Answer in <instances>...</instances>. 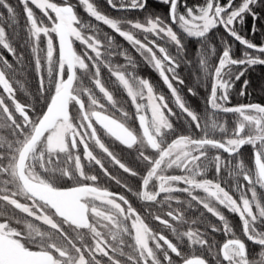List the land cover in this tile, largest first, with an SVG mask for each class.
<instances>
[{"label":"snow or ice","instance_id":"6c2138e0","mask_svg":"<svg viewBox=\"0 0 264 264\" xmlns=\"http://www.w3.org/2000/svg\"><path fill=\"white\" fill-rule=\"evenodd\" d=\"M19 3L25 17L21 47H27L30 62L8 36L19 24L16 10L0 0L8 14L0 12V48L8 54L0 52V264H264V104L231 105L236 82L248 69L264 66V43L257 45L238 27L247 16L259 18L255 7L264 0H203L193 6L158 0L168 7L167 18L149 14L135 20L111 17L95 0ZM106 3L117 11L142 12L149 0ZM77 5L90 19H81ZM220 28L226 36L213 42L211 33ZM116 36L158 73L179 114L149 78L137 74L136 60ZM227 37L241 46L239 58ZM189 39L198 41L197 79L206 87L210 82L203 116L176 86L185 84L181 65L191 64ZM29 66L38 77L37 97L22 103L17 91L25 88ZM248 85L243 80L240 96ZM114 88L126 93L133 112L116 99ZM187 91L197 95L192 87ZM36 104L43 105L39 112ZM220 114H233L231 130ZM181 118L201 135L178 132L174 120ZM102 136L135 150L144 174L122 162ZM244 146L252 148L251 166L242 159ZM108 165L141 181L132 194L147 205V216L86 172L98 166L104 177L132 192ZM201 208L198 217L187 215ZM224 209L238 216L240 235ZM212 233H223L224 242L218 244ZM249 243L258 251L251 253Z\"/></svg>","mask_w":264,"mask_h":264},{"label":"trees","instance_id":"16d2710c","mask_svg":"<svg viewBox=\"0 0 264 264\" xmlns=\"http://www.w3.org/2000/svg\"><path fill=\"white\" fill-rule=\"evenodd\" d=\"M56 2H61V0H56ZM97 5L100 7L102 11H104L106 14L110 15L111 17H125L128 19H143L145 16L152 14V15H160L164 18H167V11L168 7L166 5L158 3V0H149L148 7L144 11H117L112 8H110L106 0H95ZM119 2V0H117ZM235 2L238 4L240 0H235ZM9 3H11L17 13V18L19 21L18 26L15 29V32L13 30L8 31V36L10 39H12L14 45L17 48L18 52H23L26 58V61H31V56L28 52L27 47H21V45L24 43L25 39V32H24V26H25V17L23 13L22 6L19 3V0H9ZM73 4H77V0H72ZM197 3H203V0H188L189 6H193ZM77 12L82 20L87 21L90 19L87 14L84 12L83 8L77 5ZM183 10V9H181ZM255 11L258 13V19L256 21H253L251 16H247L245 18V23L243 26H238L239 30L242 35L247 37L248 39L252 40L257 45H260L261 43H264V4H258L255 7ZM0 12H3L5 17L7 18L6 11L0 7ZM39 15V12H37ZM255 23L256 30L255 34L252 32V25ZM7 28V25H5ZM101 28L103 31L111 33L112 30L108 29L106 26L101 25ZM15 33H18V36L15 35ZM115 35L114 33H112ZM226 36V33L222 28L214 30L211 33V37L213 39V42H216L219 37ZM230 42L233 44V52L235 53L236 57L239 58L241 46L238 44V42H233L231 37H227ZM117 43L122 47L129 50V53L134 57L138 64L137 68V74L146 78H149L150 81L153 83L155 89L157 92L163 93L166 98L169 99L170 106L179 114V109L176 108L175 104L171 101V95L169 90L167 89L166 85L163 83L162 79L159 77L158 73L153 70L149 65H147L141 57L135 51L131 48V46L124 41L119 36H116ZM187 45L186 50V59L191 61V64L184 63L181 65V68L178 70L180 76L185 80L184 85H176L181 95L185 98L188 106L192 108L194 111L199 113L201 116L205 114V111L207 109L206 100L208 98L209 92H210V82L209 86H205V82L203 80H198L197 78L201 75L198 66H197V48H198V41L194 39H189L185 41ZM77 50L79 51L81 46L79 43L76 45ZM217 48L219 49V44H217ZM0 52H3L4 55H8L6 51H4L2 48H0ZM11 59V57H9ZM118 63H122V58H117ZM212 63H216L215 57L212 58ZM236 69H234L235 71ZM102 75L105 77L106 82L108 83V86L111 88V81H109L107 78L109 76V73L106 69H102ZM25 88L23 90L17 91V98L22 103H35L36 97H37V89H38V77L34 72V69L29 66L24 73L22 77ZM243 80H248L249 85L247 87V94L245 96H240L239 92L241 89V85L243 83ZM189 87H192L197 95L192 96L188 93L187 89ZM114 92V95L117 100H119L129 112H133V109L130 105V101H128V98L126 96V93L123 92L122 89L114 88L112 89ZM246 104V103H261L264 104V66L257 65L254 66L246 72L245 76L242 77L241 81L236 82L234 89L231 92V105H238V104ZM37 111L39 112L41 108L43 107L42 104H36ZM31 115V113H30ZM220 119L222 121L226 120L229 124H227L228 128L231 130V128L234 127V119L235 117L222 115L220 114ZM133 124H136L135 121L132 122ZM175 126L177 127L178 132L183 134H189L191 133L195 137H199L201 133L196 131L194 126L192 128H189L188 125L185 123V120L181 118L180 120H174ZM219 138V136H217ZM119 144L118 142H116ZM242 152L248 153V159L250 163H252V148L251 146H245L244 150H241ZM115 154L119 153L121 156V159H123L127 165H129L132 168H135L136 156L127 157L124 152L121 150L119 145H115L114 147ZM117 152V153H116ZM112 173L115 175H120V172L114 167L112 168ZM209 177H214V170H212L209 173ZM115 182H105L103 183V186H110L114 185Z\"/></svg>","mask_w":264,"mask_h":264},{"label":"flooded vegetation","instance_id":"af4514ba","mask_svg":"<svg viewBox=\"0 0 264 264\" xmlns=\"http://www.w3.org/2000/svg\"><path fill=\"white\" fill-rule=\"evenodd\" d=\"M224 115V114H222ZM233 114H227V116H232ZM227 124H229L227 122ZM134 126H136L138 128V124H133ZM102 138L105 140V143L110 147V150L114 151V147L115 145H119L121 150L124 152V154L127 156V157H132L133 155L136 156L135 157V160H136V164H135V170H137L141 175L144 174V171H145V166L142 162H140L139 160H137V155L138 153L135 151V150H129V149H126L125 146H122L120 144H117L116 142L106 138V137H103ZM245 146L241 149V150H244ZM117 153V152H116ZM241 154H242V159H244L245 163L248 164L249 166H251L252 163H250L249 159L247 158L248 157V153H245V152H242L241 151ZM120 159H121V155L119 153L116 154ZM223 155L227 156L226 153H224ZM122 162L126 163L123 159H121ZM127 164V163H126ZM129 166V165H128ZM109 167V171L112 173V168H116L119 172H120V175H115L117 176L119 179H121L122 183H126L128 185L129 188L132 189V192H128L125 188L121 187V185H118V184H114V185H110V186H105L107 188H109V190L113 191V192H116V193H121V194H124L128 199L129 201L132 203L133 207L137 209L138 212L141 213V215H144V216H147L146 212H145V208L147 207V205H145L142 201H140L137 197H135L132 193L137 191L139 189V186H140V183L141 181L137 178V177H131L129 174H126V173H123L122 170H120L118 168V166H112V165H108ZM86 172H88V174H96L99 176V184L101 186H103V183L105 182H108V183H111V182H115V181H111V180H108L106 177H104L102 175V173L100 172L98 166L97 167H92V168H87L86 167ZM178 174V173H177ZM226 175V173H225ZM209 178H212V177H209ZM71 182H65V185L64 186H69ZM156 210V209H154ZM166 210V209H165ZM200 211H203V209L201 208L199 211H189L187 213V215L189 217H192V218H195V217H198L199 216V212ZM225 212V215L228 217L231 225L233 226L234 230L236 231L237 235H240L241 234V222L238 218L237 215L235 214H231L229 212H227L226 209L223 210ZM205 219L208 220V221H211L213 223H216V218L215 217H212L211 214H207L205 213ZM150 223V225L155 228V229H159V225H158V222H154V221H151L149 219L148 221ZM167 235L170 236L169 233H166ZM212 236H214L215 240L217 241L218 244H222L225 240V236L223 235V233H212L211 234ZM171 238V236H170ZM248 247H249V250L251 253H254L256 251H258V248L257 247H254L251 243L248 244Z\"/></svg>","mask_w":264,"mask_h":264}]
</instances>
